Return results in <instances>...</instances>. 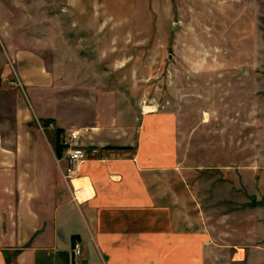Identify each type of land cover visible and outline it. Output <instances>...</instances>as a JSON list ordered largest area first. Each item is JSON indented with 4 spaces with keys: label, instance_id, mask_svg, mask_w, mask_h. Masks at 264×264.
<instances>
[{
    "label": "rangeland",
    "instance_id": "1",
    "mask_svg": "<svg viewBox=\"0 0 264 264\" xmlns=\"http://www.w3.org/2000/svg\"><path fill=\"white\" fill-rule=\"evenodd\" d=\"M25 49L54 67L60 97L104 87L174 113L192 213L240 245L209 264H264V0H0L5 137L20 91L7 61Z\"/></svg>",
    "mask_w": 264,
    "mask_h": 264
},
{
    "label": "crops",
    "instance_id": "2",
    "mask_svg": "<svg viewBox=\"0 0 264 264\" xmlns=\"http://www.w3.org/2000/svg\"><path fill=\"white\" fill-rule=\"evenodd\" d=\"M7 64L20 91L14 133L0 132V264H209L238 254L233 233L192 213L174 113L141 114L104 87L60 97L38 52L16 50ZM79 75L72 90L91 76ZM45 129L97 153L67 175Z\"/></svg>",
    "mask_w": 264,
    "mask_h": 264
},
{
    "label": "built area",
    "instance_id": "3",
    "mask_svg": "<svg viewBox=\"0 0 264 264\" xmlns=\"http://www.w3.org/2000/svg\"><path fill=\"white\" fill-rule=\"evenodd\" d=\"M48 127L53 128V125L48 124ZM76 137L77 136L74 133H71L69 137H63L60 135V144L63 146V152L68 163L67 175L75 173L85 161L97 153V150L95 149L87 151L82 147L73 144V140H75ZM73 254L76 257L80 255L78 244L74 246Z\"/></svg>",
    "mask_w": 264,
    "mask_h": 264
},
{
    "label": "trees",
    "instance_id": "4",
    "mask_svg": "<svg viewBox=\"0 0 264 264\" xmlns=\"http://www.w3.org/2000/svg\"><path fill=\"white\" fill-rule=\"evenodd\" d=\"M55 133H56V138L58 142V144L55 146V152L57 156H60L63 151V146L59 143L58 138L60 137L62 132L60 130H56Z\"/></svg>",
    "mask_w": 264,
    "mask_h": 264
},
{
    "label": "bare ground",
    "instance_id": "5",
    "mask_svg": "<svg viewBox=\"0 0 264 264\" xmlns=\"http://www.w3.org/2000/svg\"><path fill=\"white\" fill-rule=\"evenodd\" d=\"M78 183H79V182H78ZM74 184H75V186L77 187V185H76V183H75V182H74ZM76 187H75V188H76ZM78 187H79V186H78ZM78 187H77V188H78Z\"/></svg>",
    "mask_w": 264,
    "mask_h": 264
}]
</instances>
